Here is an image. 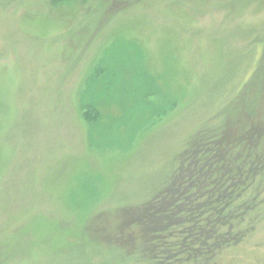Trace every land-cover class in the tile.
Here are the masks:
<instances>
[{
    "label": "rangeland",
    "instance_id": "rangeland-1",
    "mask_svg": "<svg viewBox=\"0 0 264 264\" xmlns=\"http://www.w3.org/2000/svg\"><path fill=\"white\" fill-rule=\"evenodd\" d=\"M207 138L261 169L216 264H264V0H0V264H158L136 214Z\"/></svg>",
    "mask_w": 264,
    "mask_h": 264
},
{
    "label": "trees",
    "instance_id": "trees-1",
    "mask_svg": "<svg viewBox=\"0 0 264 264\" xmlns=\"http://www.w3.org/2000/svg\"><path fill=\"white\" fill-rule=\"evenodd\" d=\"M210 140L196 143L171 184L136 214L146 239L144 260L216 264L223 250L255 229L262 206L256 187L261 169L249 155H229L234 143L211 141L210 146Z\"/></svg>",
    "mask_w": 264,
    "mask_h": 264
}]
</instances>
